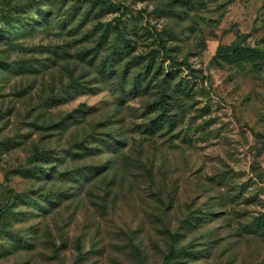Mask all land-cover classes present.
Returning <instances> with one entry per match:
<instances>
[{
    "label": "rangeland",
    "instance_id": "rangeland-1",
    "mask_svg": "<svg viewBox=\"0 0 264 264\" xmlns=\"http://www.w3.org/2000/svg\"><path fill=\"white\" fill-rule=\"evenodd\" d=\"M106 1L0 0V264H264V0Z\"/></svg>",
    "mask_w": 264,
    "mask_h": 264
},
{
    "label": "trees",
    "instance_id": "trees-1",
    "mask_svg": "<svg viewBox=\"0 0 264 264\" xmlns=\"http://www.w3.org/2000/svg\"><path fill=\"white\" fill-rule=\"evenodd\" d=\"M94 3L100 4V5H104V6H111L114 4L106 1V0H91ZM172 4H177V5H184V6H188L189 2L187 0H175L173 2H171L165 9V11L167 12ZM243 44V40L239 39L235 44L228 46V47H221L218 49L215 58L221 56V55H227V54H231L232 52H234L237 48H239L241 45ZM148 79L147 75L144 76H139L138 78H136L134 80L133 83V90L136 93H145L146 92V88H148L152 82L154 81V77H152L148 82H147V86L146 88L143 87L144 82H146ZM157 83V82H156ZM158 84V83H157ZM161 89V94H160V98L151 105V109H153V111H159L161 110L163 112L162 116L168 117L169 121L171 122L172 119L170 117V110L168 109V107L171 105V100L174 98L171 96V94L167 91H165L163 86H160ZM163 124V121L160 123V125ZM155 128H152L151 132H154ZM39 158H43L45 156V153H39L37 155ZM51 194L48 193L44 196V198H48ZM13 200V194L11 192L10 195V201ZM11 209V204L8 203L3 209L0 210V220L2 218H4L5 216H7V214L9 213ZM192 253L191 252H187L185 250H180L179 252H175L172 251L171 254L166 258V263L170 262L172 259L174 258H179V257H184V256H191Z\"/></svg>",
    "mask_w": 264,
    "mask_h": 264
}]
</instances>
